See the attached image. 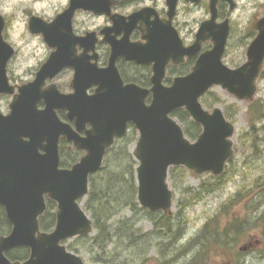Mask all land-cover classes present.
<instances>
[{
    "label": "water",
    "instance_id": "1",
    "mask_svg": "<svg viewBox=\"0 0 264 264\" xmlns=\"http://www.w3.org/2000/svg\"><path fill=\"white\" fill-rule=\"evenodd\" d=\"M81 9L106 14L113 22L101 31L111 46L106 67L98 66L97 33L81 37L74 31V16ZM149 17L146 12L128 17L112 14L107 0H70L68 8L51 21L32 15L30 32L41 34L53 51L34 80L16 85L8 75V63L16 50L4 37L6 18L0 12V95L13 97L9 113L0 108V204L12 224L11 232L0 236V264H88L63 242L93 233L94 222L81 200L89 193L90 176L103 167L108 150L128 133L130 124L139 133L132 153L138 162L140 206L172 213L174 195L168 178L173 166L199 175L225 172L235 153L236 126L221 107L205 108L201 97L221 86L240 101H253L264 70V24L248 48L247 60L233 68L223 58L229 35L226 25L215 29L205 23L198 41L186 46L178 33H170L158 21L148 23L146 43L131 42L132 29ZM121 32L125 33L121 40L112 35ZM205 33L206 39L213 37L212 48L199 56L190 73L164 84L167 66L181 65L186 57L197 55ZM78 46L84 49L80 55ZM90 50L94 55H88ZM122 57L153 64L151 87L124 83L117 66ZM68 68L74 70L72 92H62L55 82L48 84ZM179 109L202 126L195 141L172 115ZM60 111H66L67 120L60 117ZM62 139L84 152L71 167L61 166ZM47 199L57 204L51 231L42 230L40 224ZM21 246L30 248L29 258L22 261L7 256Z\"/></svg>",
    "mask_w": 264,
    "mask_h": 264
},
{
    "label": "rangeland",
    "instance_id": "2",
    "mask_svg": "<svg viewBox=\"0 0 264 264\" xmlns=\"http://www.w3.org/2000/svg\"><path fill=\"white\" fill-rule=\"evenodd\" d=\"M68 2L69 0H0V12L6 18L4 35L16 49L15 55L8 63L11 84L22 85L32 81L52 51L43 40L42 35L30 33L28 26L30 16L38 15L51 21L58 12L60 13L66 8ZM102 23L103 19L91 18L88 15H80L77 20L79 27H98ZM238 44L239 42L234 40L230 47L231 53L239 51ZM232 60H234L232 64L243 63L246 56L244 54ZM229 65L231 66V64ZM72 75L71 71H67L55 78L54 81L59 85L61 91L68 92ZM206 96L205 99L212 106L208 107L202 98L201 101L205 108L213 110L214 107L219 106L225 114L226 111H229L233 117L228 119L236 126L233 137L235 153L227 164L225 180H223L225 181L224 187L212 193H206L205 197L197 203L188 204V198L194 189L200 188L202 183H218L219 180H216L212 173L199 175L187 168L185 175L176 176L174 179L171 178V171L174 168L172 167L168 183L174 198L172 213L169 215L172 218L175 216L180 218L185 227L183 233L176 240L171 235L158 233L154 220L149 215L139 218L136 227L140 228L142 236L143 234H145L144 236L150 235L154 244L149 248L147 258L144 256L147 260L143 264H191L194 256L201 251V246L193 245L183 254L179 251L183 250V245L185 246L196 236L211 219L214 220L212 228L220 227V229H226L236 219H246L245 226L248 230L244 237H237L236 231L233 230L225 237L228 243L222 244L219 248L214 247V250L206 249L202 264H264V117L254 118L256 129H253L251 124L252 114H254V112L252 113L254 108H251V105L257 102L261 105L264 103V73L258 80V91L253 101H240L221 86L213 87ZM11 101V95H0V108L4 114L9 113ZM64 115L65 113H60L62 119H65ZM177 120L185 129V124L178 118ZM255 132L259 136L258 139L257 134L255 139ZM187 137L190 138L188 135ZM196 139L191 140L195 141ZM134 146L135 143L130 146V149H133ZM245 192L248 193L247 197L244 196ZM250 195L253 196L252 201L251 198L248 199ZM84 205L85 200L82 201L83 208ZM129 216H132L131 212L125 210L117 219ZM217 218L219 220H216ZM95 235L96 231L89 237L92 238ZM224 235L223 233V237ZM77 238L66 240L64 244L70 251L82 256L86 263L104 264L94 261L92 251L100 252L97 247L92 248L90 243L89 247L88 244L83 243V240ZM140 241H142L141 238ZM160 241L163 242L161 245L166 247L164 255L159 253L161 246L157 243ZM125 243L110 244L106 250L109 253H104L103 256H107L109 260H113L109 255H116L115 257L119 260L122 257H127L130 254V249L127 248L130 246ZM90 248L92 251H89ZM175 257L177 258L170 260ZM131 264L142 263L135 261Z\"/></svg>",
    "mask_w": 264,
    "mask_h": 264
},
{
    "label": "trees",
    "instance_id": "3",
    "mask_svg": "<svg viewBox=\"0 0 264 264\" xmlns=\"http://www.w3.org/2000/svg\"><path fill=\"white\" fill-rule=\"evenodd\" d=\"M188 69L187 66H182L177 69V71L184 72L188 71ZM206 95L203 97L204 103H207L208 107H210L212 104L207 102L208 100L205 99L207 97ZM251 108H254V111H252L254 114H252L251 124L252 128L256 129L254 118L264 117V103L261 105L257 102L252 104ZM225 115L227 118L233 117V114L229 111H226ZM173 116L185 124L184 130L186 135L191 139L198 138L202 132V127L191 119L189 113L185 109L175 111ZM256 134L257 132L254 133L255 139ZM258 138L259 136L257 134V139ZM136 139L137 130L135 126L132 125L128 134L118 139L114 146L108 150L103 167L97 173L90 176V189L88 195L84 198V208L94 222V231H96V235L92 238H90L89 235L78 236L77 239L83 240V243L86 245L90 243L92 248L97 247L99 249L100 252L92 251L91 248L89 250L92 251L94 261L96 262L104 264H131L135 261H141L143 264L147 260L149 248L154 245L150 235L144 236L145 234H143L142 236L140 228L136 227L138 219L144 215L146 217L149 215L154 220L155 228L158 233L171 235L175 237L176 240L183 233L185 227V225L181 223V219L177 218V216L172 218L168 213L150 211L140 206L137 198L138 185L136 180V167L138 162L135 160L130 149V146ZM69 145L70 144L65 139L61 141L60 153L62 167H70L73 163L78 161L82 155L81 151L69 149ZM171 172V178L175 179L176 176L185 175L187 169L183 166H176ZM225 173L226 171L221 175L213 176L216 180H219L218 183H202L200 188L194 189L187 203H197L205 197L206 193H212L213 191L223 188L225 184V181H223L225 180ZM246 193L247 192L244 193V196L246 195L247 197L248 193ZM250 198L252 201L253 196L250 195L248 199ZM47 204V210L44 215L41 216L40 224L43 230L49 231L56 225L55 210L57 204L49 199H47ZM125 210H129L132 216L120 217L117 219ZM174 219H176L175 222H173ZM216 220L219 219L217 218ZM245 221L246 219H236V221L231 223L226 229H220V227L212 228L211 225L214 220L211 219L196 236L185 246L183 245V250H180L179 253H186L193 245L201 246V251L194 256L195 258L191 264H202V261L205 259L204 255L206 254V249L209 250L211 248L214 250V247L219 248L222 244L228 243L225 237L229 235V233H232L233 230L236 231L235 235L237 237H244L248 230L245 226ZM11 229L12 224L6 216L4 207L0 204V236L10 233ZM223 233L225 234L224 237ZM140 238L142 241H140ZM119 242H126L125 244L130 246L127 248L130 249V254L127 257H122V259L119 260L115 257L116 255H109L113 259L109 260L107 256H103L104 253H109L106 252V250L110 244ZM160 242L157 243L161 246L159 253L164 255L166 252L164 249L166 247L161 245L163 244L162 241ZM146 249L147 252H145ZM7 256L12 260H26L30 256V249L26 246H21L7 252ZM176 258L177 257L170 260Z\"/></svg>",
    "mask_w": 264,
    "mask_h": 264
},
{
    "label": "flooded vegetation",
    "instance_id": "4",
    "mask_svg": "<svg viewBox=\"0 0 264 264\" xmlns=\"http://www.w3.org/2000/svg\"><path fill=\"white\" fill-rule=\"evenodd\" d=\"M111 4L112 14L130 16L137 12H146L149 15V20L138 23L137 27L132 29L129 39L131 42L146 43L145 35L148 31V23L160 21L171 32H176L186 46H190L198 41L200 29L205 23L210 27L220 29L223 26L229 28L228 41L226 51L224 53V61L226 64H231L230 67L236 68L247 60V52L250 44L258 36V27L264 24V0H107ZM70 0L68 2V5ZM67 5V6H68ZM66 6V8H67ZM80 15H88L91 18H101L103 23L98 27L83 26L77 24ZM74 31L78 36L84 37L87 32L97 33L96 53L99 55L98 66L106 67L108 65L111 54L110 45L104 41L105 36L101 31L105 27L113 25L111 18L106 14H97L91 10H78L74 17ZM117 40H121L125 33L119 35L112 33ZM205 36V37H204ZM199 40L201 49L194 57H186V61L181 65L170 63L166 69L164 84L170 85L174 77L187 75L192 71L199 56L209 50L213 46V37L206 39V33ZM237 40L239 42V51L231 53V45ZM241 50V51H240ZM84 51L83 47L78 46L77 54L80 55ZM246 60L243 63L232 64L234 58L243 56ZM90 56L94 55V51H89ZM230 58L231 60H229ZM95 59H91V63H95ZM117 66L124 79V83H135L142 87H151V77L153 75V64H139L136 61H130L125 58H119ZM182 66H187L188 71H177ZM72 72L71 68L64 69L59 75L64 72ZM58 75V76H59ZM72 75V77H73ZM72 79V78H71ZM55 80V79H54ZM71 84V80L69 82ZM68 83V84H69ZM69 84L68 92H72L73 88ZM59 86V85H58ZM95 87L89 92L93 93ZM44 105H41L43 107ZM66 111H60V113ZM61 117V116H60ZM62 118V117H61ZM132 124L130 125V127ZM70 144V143H69ZM69 149H72L71 144Z\"/></svg>",
    "mask_w": 264,
    "mask_h": 264
}]
</instances>
